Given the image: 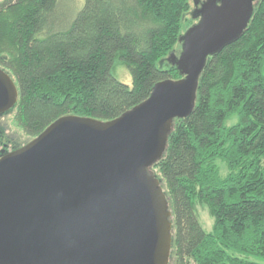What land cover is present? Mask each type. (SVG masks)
Wrapping results in <instances>:
<instances>
[{
    "label": "trees",
    "instance_id": "1",
    "mask_svg": "<svg viewBox=\"0 0 264 264\" xmlns=\"http://www.w3.org/2000/svg\"><path fill=\"white\" fill-rule=\"evenodd\" d=\"M61 4L0 2V67L17 86L11 112L28 138L65 115L112 120L157 82L181 78L168 56L179 54L178 37L197 20L190 0H84L63 28ZM116 63L127 67L130 86L114 77ZM150 170L168 199L172 264L264 259V0L254 3L242 35L207 58L190 113L174 120ZM198 204L213 218L209 232Z\"/></svg>",
    "mask_w": 264,
    "mask_h": 264
},
{
    "label": "water",
    "instance_id": "2",
    "mask_svg": "<svg viewBox=\"0 0 264 264\" xmlns=\"http://www.w3.org/2000/svg\"><path fill=\"white\" fill-rule=\"evenodd\" d=\"M256 0H194L197 19L168 60L181 78L101 121L65 115L10 151L0 150V264H169L168 199L150 167L175 119L191 111L208 57L238 39ZM18 89L0 67V115Z\"/></svg>",
    "mask_w": 264,
    "mask_h": 264
},
{
    "label": "rangeland",
    "instance_id": "3",
    "mask_svg": "<svg viewBox=\"0 0 264 264\" xmlns=\"http://www.w3.org/2000/svg\"><path fill=\"white\" fill-rule=\"evenodd\" d=\"M2 1L3 0H0V2ZM61 3L62 15L61 12L57 11L56 17L60 21L59 25L62 26L61 28H63L65 26V22H68L67 24H69L73 20L77 12L83 7L84 0H61ZM190 5V10L192 13L195 7L194 0H190ZM112 73L118 81L129 86L131 85V76L125 65L116 63L112 69ZM236 121L237 116L233 115L226 120L225 124L227 126H230L236 123ZM0 129H2L3 132L2 135L0 134V150L10 151L12 149L20 147L30 140V138H28L18 127L15 120L14 111L4 115H0ZM216 164L219 168L220 176L224 177L227 173L226 163L218 159L216 160ZM197 214L203 229L207 232L211 231L213 218L209 215L207 207L203 204H198ZM249 261H252L256 264H264V259L262 258L250 257ZM169 264H172L171 257Z\"/></svg>",
    "mask_w": 264,
    "mask_h": 264
},
{
    "label": "flooded vegetation",
    "instance_id": "4",
    "mask_svg": "<svg viewBox=\"0 0 264 264\" xmlns=\"http://www.w3.org/2000/svg\"><path fill=\"white\" fill-rule=\"evenodd\" d=\"M1 133V132H0Z\"/></svg>",
    "mask_w": 264,
    "mask_h": 264
}]
</instances>
